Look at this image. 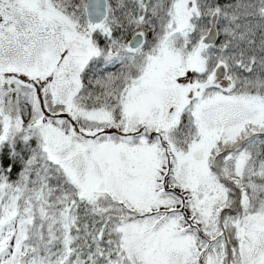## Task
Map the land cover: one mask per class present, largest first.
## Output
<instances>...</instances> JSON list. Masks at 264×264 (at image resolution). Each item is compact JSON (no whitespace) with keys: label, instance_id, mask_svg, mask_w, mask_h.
Returning <instances> with one entry per match:
<instances>
[{"label":"snow or ice","instance_id":"obj_1","mask_svg":"<svg viewBox=\"0 0 264 264\" xmlns=\"http://www.w3.org/2000/svg\"><path fill=\"white\" fill-rule=\"evenodd\" d=\"M0 264H264V0H0Z\"/></svg>","mask_w":264,"mask_h":264}]
</instances>
